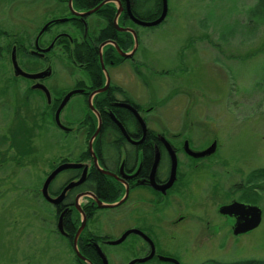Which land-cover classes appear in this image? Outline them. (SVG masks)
<instances>
[{"label": "flooded vegetation", "instance_id": "obj_1", "mask_svg": "<svg viewBox=\"0 0 264 264\" xmlns=\"http://www.w3.org/2000/svg\"><path fill=\"white\" fill-rule=\"evenodd\" d=\"M160 10L152 11L149 0H0V64L15 83L14 106L0 102V119L13 110L21 139L24 123L57 132L61 153L32 198L35 214L43 205L50 218V235L69 248L66 264H176L166 257L197 264L203 245L250 231L233 234L240 216L220 213L221 205L259 207L245 201L240 174L225 180L226 200L211 204L214 176L204 161L214 152L195 154L216 139L204 145L186 129L158 125L147 115L153 94L143 79L137 91L143 86L147 96L133 93L132 74L145 66L126 62L137 46L139 24L132 17L153 20ZM68 92L57 124L55 110ZM48 141L54 144L52 136ZM64 164L43 192L46 176Z\"/></svg>", "mask_w": 264, "mask_h": 264}, {"label": "rangeland", "instance_id": "obj_2", "mask_svg": "<svg viewBox=\"0 0 264 264\" xmlns=\"http://www.w3.org/2000/svg\"><path fill=\"white\" fill-rule=\"evenodd\" d=\"M165 3L159 24H135L137 46L133 61L126 62L145 68H135L132 91L143 100L144 88H150L153 109L147 115L158 125L186 129L204 145L216 139L214 153L204 161L214 176L210 190L216 206L226 200L225 180H238L239 174L246 180L250 171L264 167V18L258 0ZM4 66L0 102L5 107L14 104L15 83ZM139 79L145 83L137 91ZM16 120L13 110L0 119V264H66L69 248L50 235V218L43 205L35 214L32 198L49 162L61 153L57 132L25 129L24 123L23 141ZM66 137L70 142L73 134ZM253 186L246 183L245 201L260 207L259 224L237 238L230 235L224 244L217 239L203 245L197 264H264V191L261 181L255 191Z\"/></svg>", "mask_w": 264, "mask_h": 264}, {"label": "water", "instance_id": "obj_3", "mask_svg": "<svg viewBox=\"0 0 264 264\" xmlns=\"http://www.w3.org/2000/svg\"><path fill=\"white\" fill-rule=\"evenodd\" d=\"M165 2H166V0H161L160 13L153 20H139V19H137L135 17H132V15H131V17L136 23H138L139 25H142V26H153V25H156V24L160 23L165 17V14H166V3ZM130 32H131V34L133 36V44H134V47H135V45H136L135 35H134L132 30H130ZM123 55L127 56V55H130V54H123ZM11 60H12L13 69L16 70L17 67H16V64H15L13 56L11 57ZM99 60L101 61L100 54H99ZM26 75L28 77L31 76L29 74H26ZM69 95H70V92H68L63 97V99L61 100V102L57 106V109L55 110V121H56L57 124H58V120H57L58 111L60 110L61 106L66 101V99L68 98ZM214 150H215V142L213 141L205 150H203V151H201V152H199V153H197L195 155H197V156L209 155V154L213 153ZM63 167H65V164L61 165V166H58L53 171H51L48 176H46V178L43 181L42 187H41V190L43 192H45L46 185L50 181V179L53 177V175L58 170L62 169ZM173 173L174 172L172 171V174ZM63 191H64V189H63ZM105 205L112 206L113 204H105ZM218 210L222 214H229V215L233 214V215H239L240 216L236 220L234 225H233V229H232V233L233 234L247 232V231L255 228L259 224V221H260L261 210L256 205H250V204H244V203H241V202L232 201L229 204L221 205ZM73 249H74L75 253L78 254L77 249L75 247V244L73 246ZM161 259L162 260H167V261H173L174 263L178 264L175 260L167 258V257L166 258H161ZM138 261H143V259H140Z\"/></svg>", "mask_w": 264, "mask_h": 264}, {"label": "trees", "instance_id": "obj_4", "mask_svg": "<svg viewBox=\"0 0 264 264\" xmlns=\"http://www.w3.org/2000/svg\"><path fill=\"white\" fill-rule=\"evenodd\" d=\"M152 2V11L156 10V12L158 13L159 9H160V5H161V0H151ZM258 4H259V7H260V10H261V14L264 18V0H258ZM150 17H155L154 15L153 16H150ZM264 78V76H263ZM28 134L27 131H22V137H23V141H25V136ZM25 143V142H24ZM246 183L249 185L253 184L255 180L259 179L261 180V190L264 191V167H261V168H257V169H254L252 171H250L247 176H246ZM247 202H250V200L247 199Z\"/></svg>", "mask_w": 264, "mask_h": 264}]
</instances>
